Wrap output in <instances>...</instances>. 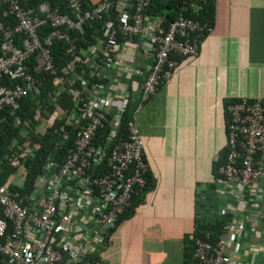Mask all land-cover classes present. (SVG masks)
<instances>
[{
	"label": "built area",
	"instance_id": "built-area-1",
	"mask_svg": "<svg viewBox=\"0 0 264 264\" xmlns=\"http://www.w3.org/2000/svg\"><path fill=\"white\" fill-rule=\"evenodd\" d=\"M66 1L71 14L61 12L50 0H40L32 7L22 0H1L0 80L6 83L0 84V137L6 120L3 111L23 97L40 94V81L31 63L55 75L51 49L55 40L64 41L74 56L66 67L72 70L69 79L66 75L55 79L57 87L49 100V105L54 104L68 89L74 100L71 109L54 104L48 111L38 106L40 123L35 131L16 139L12 145L16 155H5L11 163L18 161L15 156L34 155L37 145L32 136L43 134L56 119L65 120L58 131L59 142L65 144L72 137V145L61 161L49 157L32 190L21 191L0 182V253L8 258L6 264H106L83 260L105 240L134 196L144 191L149 171L137 121H129L127 136L121 135L123 114L133 92L126 78L130 70L120 57L122 44L139 43L150 60L137 113L173 75L179 61L171 54L197 55L207 28L183 15L164 27L160 17L144 14L150 0H87V8L82 0ZM98 20H104V36L78 56L73 31L82 37L85 25ZM47 25L49 31L43 32ZM85 67L91 68L90 75ZM90 76L101 80L92 81ZM76 81L80 88L66 86ZM227 109L229 151L219 183L226 196L235 200L222 214L233 217L216 239L195 238V262L189 264H254L234 260L232 253L242 247L238 215L251 208L250 215H257L264 201V98L242 97ZM14 123L20 126L22 117L16 115ZM107 125L109 133L100 142L97 135Z\"/></svg>",
	"mask_w": 264,
	"mask_h": 264
},
{
	"label": "crops",
	"instance_id": "crops-1",
	"mask_svg": "<svg viewBox=\"0 0 264 264\" xmlns=\"http://www.w3.org/2000/svg\"><path fill=\"white\" fill-rule=\"evenodd\" d=\"M216 4L215 25L197 55L183 58L137 112L157 184L111 234L104 252L108 264H142L150 254L153 264H185L197 221L224 215L235 202L222 184L212 192L209 184L213 162L227 143L225 101L264 98V0ZM122 45L120 57L138 103L150 60L139 43ZM259 208L257 215H250L252 208L238 215L242 247L233 251L234 260L264 264V201Z\"/></svg>",
	"mask_w": 264,
	"mask_h": 264
},
{
	"label": "trees",
	"instance_id": "trees-1",
	"mask_svg": "<svg viewBox=\"0 0 264 264\" xmlns=\"http://www.w3.org/2000/svg\"><path fill=\"white\" fill-rule=\"evenodd\" d=\"M55 7H59L61 12L72 13V10L66 0H50ZM40 0H22V3L26 7H32L38 4ZM135 2V0H133ZM83 6L85 8L89 7V3L87 0H82ZM217 0H150L148 6L145 10V15L147 16H157L161 19V25L164 27H168L171 22L175 21L179 16L183 15L185 17H189L195 20L200 21L201 24H206L207 28L204 31V37L208 35L210 30L214 27L216 21V9H217ZM3 3L0 0V7ZM111 14L114 16L115 12L112 11ZM116 18V17H115ZM104 20H98L91 24H86V34L82 37L78 32L73 31V35L76 39V43L78 45V56H80V52L82 50L88 49L94 43L96 44L97 38L103 37V29H104ZM49 25L42 29L43 32L49 31ZM122 35L119 34V39L122 40ZM68 45L64 41L55 40L53 45L51 46L52 54L55 60V65L57 69V73L51 74L50 72H44L43 70H39L36 68V65L33 61L31 71L37 76L40 81V94L36 96H26L23 97L15 107L8 108L3 111L2 115H6V120L2 125V132L0 137V182L8 184L9 187L13 189H20L21 191H30L32 190L38 176L44 172V165L48 161L49 157H53L61 161L63 157L66 155L68 148L72 145V137L63 144L59 142L58 131L60 130V126L65 124V120L56 119L51 127L47 128L43 134L33 135L32 139L34 143L37 145L34 155L32 156H15L18 161L16 163H11L8 161V158L5 155L8 153L9 155H16L14 152L13 143L21 137H26L32 131H35L36 127L40 123L36 118V110L38 106L42 105L48 108H54V104L60 105L64 110L71 109L73 104V96L72 93L68 91V89L63 90L55 100L54 104L49 105V100L51 94L54 93V89L57 87L55 79L63 75V77L67 76L69 79V75L72 73L71 68L66 69V67L73 61L74 56L67 52ZM100 51H98L99 53ZM83 53H81V56ZM172 58H175L181 62L183 57L178 56L177 54H171ZM81 62H78L79 65ZM77 67V68H78ZM86 73L90 75L89 70L90 67H85ZM37 69V70H36ZM69 72V73H68ZM71 72V73H70ZM79 72H84V70H80ZM68 73V74H66ZM66 75V76H65ZM90 80H101L99 77L90 76ZM165 80L160 87L166 82ZM6 83L4 79L0 80V84ZM74 85V87L80 88V85L76 81L74 84H66ZM159 87V89H160ZM151 98V97H150ZM242 98V97H241ZM241 98H232L227 99L225 101L226 108V136H227V126L229 123V114H228V105L240 100ZM139 103L132 100L129 103V106L125 110L122 118V131L121 135L123 137L127 136L126 127L128 126L129 121L136 120L137 121V106ZM13 111V114H12ZM16 115H20L23 119V123L20 126H16L14 123V117ZM70 129V127H69ZM109 133L108 125L100 129L98 133V138L101 140H105L106 136ZM73 133L71 132V135ZM228 146H226L220 151L217 159L213 162V175L214 181L209 184L210 192L214 189L217 191L218 182L223 180V175L220 173V168L226 163L228 156ZM145 160L148 159L145 157ZM100 167L106 169L105 165H101ZM13 176V177H12ZM15 176V178H14ZM19 177V178H17ZM147 183L144 188V191L134 196L132 205L120 215L118 220L116 221L115 226L109 231V234L105 238V240L98 244L96 250L94 252L88 253L83 260V263H95V262H105L107 261L104 257L105 249L110 245V237L116 229L126 220L131 218L136 211V208L144 203L145 197L151 191L156 188V178L153 172L150 170L146 175ZM232 214H224V215H216L215 218L204 219V221H197V225L194 233L191 238L188 239L187 247L185 249V264L194 263L195 262V238L209 237L211 240H214L218 237L221 232L223 226L232 220ZM8 262V258L0 253V264H6Z\"/></svg>",
	"mask_w": 264,
	"mask_h": 264
},
{
	"label": "rangeland",
	"instance_id": "rangeland-1",
	"mask_svg": "<svg viewBox=\"0 0 264 264\" xmlns=\"http://www.w3.org/2000/svg\"><path fill=\"white\" fill-rule=\"evenodd\" d=\"M160 253H163V252L160 250V251L158 252V254H160ZM162 256H164V254H163ZM162 256H161V257H162ZM158 257H159V256H158ZM164 257H165V256H164ZM147 258H148V259H146V258L144 259V261H143L142 264H153V259H155V258H154L151 254L148 255ZM149 258L151 259L150 261H151L152 263L149 262ZM160 259H162V258H160ZM155 264H157V263H155ZM160 264H163V263H160Z\"/></svg>",
	"mask_w": 264,
	"mask_h": 264
}]
</instances>
